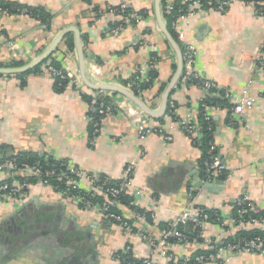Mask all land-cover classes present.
Segmentation results:
<instances>
[{
	"label": "crops",
	"instance_id": "1",
	"mask_svg": "<svg viewBox=\"0 0 264 264\" xmlns=\"http://www.w3.org/2000/svg\"><path fill=\"white\" fill-rule=\"evenodd\" d=\"M0 1L42 9L51 17L47 31L27 16L1 14L0 68L30 63L62 29L75 26L82 40L86 77L91 83L119 85L137 71L145 73L142 67L150 63L154 54L156 82L142 93L144 100L139 98L150 109L160 110L164 92L176 71V57L159 30L156 0ZM254 1L251 5L233 3L221 12L203 11L200 5L202 11L188 19L187 24L178 22L175 29L171 25L181 51L187 43L196 47L194 70L202 79L234 97L246 90L255 100L245 112V122L233 126L227 125L231 114L227 108H212L213 146L225 169L220 179L210 178L202 171L201 151L180 128L182 123L196 122L205 94L199 86H187L182 75L169 99L175 105V118L168 113V104L159 118L146 116L147 124L161 129L170 137L168 141L161 134L141 139L119 109L101 119L98 135L91 138L88 103L73 88L56 90L46 73L22 78L18 76L28 71L0 75V159L17 153L48 155L93 177H105L112 184L122 180L128 165H134L132 188L127 195L138 209L152 213L154 218L153 226L148 225L136 220L130 209L120 206L119 214L131 222L130 230L125 231L96 208L84 209L72 197L33 183L15 199L0 201V264H121L114 257L126 247L137 259L152 258L165 264L160 249L152 252L140 238L141 232L156 242L160 238L159 224H170L179 214L194 209L227 216L232 203L244 194L258 209H264V78L256 67L258 57L264 58V0ZM174 2L160 0L161 16L162 6ZM122 5L131 10L127 17L137 19L133 18L132 23V19L127 20L121 32L110 35L107 29L122 16L104 12L96 18L93 10ZM140 13L144 16L140 17ZM63 41L51 55L63 69L79 74L75 45L70 51ZM9 42L14 46H8ZM13 60L24 63L9 66ZM84 92L113 104L123 98L85 86ZM13 177L7 169L0 171V181ZM80 186L89 190L84 182ZM203 236L226 237L209 222ZM198 249L193 244L168 247L176 258L190 256ZM223 264H264V255L241 254Z\"/></svg>",
	"mask_w": 264,
	"mask_h": 264
},
{
	"label": "built area",
	"instance_id": "2",
	"mask_svg": "<svg viewBox=\"0 0 264 264\" xmlns=\"http://www.w3.org/2000/svg\"><path fill=\"white\" fill-rule=\"evenodd\" d=\"M215 1L217 4L216 8H210L208 10L213 11H224L226 7L233 3H242L251 5L253 1H246V0H212ZM185 3H188L187 10H179L178 16L175 19V22L172 24L173 29L176 28L178 22H184L187 24L188 19L193 17L195 14L202 11L199 9L200 2L198 0L188 1L184 0ZM124 9L122 5L120 7ZM107 12L115 14L113 10L106 8ZM173 9L171 4H167L165 7L166 13H170ZM206 11V10H203ZM5 14V13H1ZM6 15V14H5ZM130 17H123L120 21L117 22V25L112 26L107 29V33L110 35H115L121 32L125 26L127 25V20ZM134 19L137 17H133ZM8 46L12 47L14 44L12 42L8 43ZM197 57V49L196 47L191 44L187 43L183 50H182V58H183V81H190V80H198L200 82V88L204 92H209L210 90L217 89V85L202 79L194 70V63ZM154 66L151 64H147L142 67L145 70V73L141 72L140 77L144 79L146 77L147 72L152 69ZM256 67L258 72L264 78V58L259 56L256 61ZM143 70V71H144ZM147 70V71H146ZM45 73L49 77H61L67 80V87L73 88L79 94H86L84 92V86L76 72L71 70L63 69L56 70L50 66L46 68ZM143 73V75H142ZM120 86L124 87L127 90H131V84H119ZM225 99L232 101L231 111V119L233 124L234 123H244L245 122V112L250 109V107L255 103L254 98L248 95V92L245 90L236 97L229 92L224 91ZM91 104L88 105V112L92 113L89 114V121L90 125L93 127V134L98 135L100 121L103 117L110 115L113 113L109 107L103 109H95L94 106L96 105L97 97H92ZM114 106L118 110H120L130 121L133 123L134 127L136 128L139 137L142 139L151 134H161L164 135L161 129H156L150 127L147 122L148 118L144 115L140 110H138L130 101L125 98H121L119 100L114 101ZM200 107L203 109V116L204 120L209 121L212 117L213 109L206 106L205 104L200 102ZM168 108L170 112H174L175 105L172 101L168 102ZM195 122L193 123H182L180 128L184 131V133L190 137L192 140L195 139L198 135V127L194 126ZM166 141L170 140L169 136L164 135ZM214 146H211L213 150ZM203 167L206 170L207 175L210 178L220 179L225 171L221 161L217 157H211L208 161L203 162ZM9 170L15 176V165L11 161H3L0 162V171L2 170ZM65 170L68 171L69 174L73 175L74 177H66L65 185L66 189L64 191V195L72 197L78 204L84 208H96L98 212L101 213L106 219L109 221L120 225L125 231L130 230V226L128 222L124 220L122 215L115 214L110 211V207L112 205L125 206L132 211L135 219L148 225L153 226V215L149 213L148 217H146V213H139L135 211L133 208H136V205L133 200L129 201V203L121 205L119 200L117 199L121 196L124 192L127 194L128 190L132 188V176L134 172V165H128L123 173V178L120 181L117 187L112 188H104V185H97L95 183L94 177L74 168L71 164L65 165ZM54 171H47L48 175H53ZM20 173L25 176L29 177H38L40 174L39 169L35 167H25L20 170ZM84 182L89 186V190H86V197L81 196L79 190L81 189L80 183ZM37 183H40L44 186H49L47 180L39 179ZM22 185L18 181H14L13 184H2L0 185V201L15 199L19 196L22 192ZM100 195L102 197L101 204H94L91 200H89L88 196ZM238 208L237 215L233 216L232 211L233 209ZM231 212L227 216H222L218 219V227L220 228V232L224 238L222 239H207L203 236V229L208 222L207 216L205 211L208 209H194L190 212H183L178 215V217L171 222L170 224L166 225L163 228H159L157 225L158 230L160 231V238L158 241H153L150 237L143 231L139 234L140 238L147 242L152 249V252H156L157 249H160L162 257L166 260V263L171 261H176V257H174L169 251L168 247L172 246H187L189 244L197 245L200 247L201 250H209L212 247L216 246V251L214 254H210L208 257L199 256L196 258L198 264H207L209 262H217L219 264H223L225 261L230 260L232 257L241 255V254H250V255H264V245L261 238H254L252 240H244L241 239L239 241H234V243L228 242L226 243L225 240L227 237L234 236L237 232L242 231H249L258 229L264 232V213L259 217H248L244 218L247 213L257 214L258 211L264 209H258L256 205L248 198L247 195H242L237 198L232 205L230 206ZM148 214V213H147ZM190 223L192 225V231L199 232L201 241H198L197 238L190 240L189 234L184 232V226ZM130 251V247H126L124 250L125 253ZM224 256V257H222ZM188 257V256H187ZM187 257H182V260H186ZM115 260L119 261L117 257H114ZM142 264H158L150 259H142ZM131 264V263H127Z\"/></svg>",
	"mask_w": 264,
	"mask_h": 264
},
{
	"label": "trees",
	"instance_id": "3",
	"mask_svg": "<svg viewBox=\"0 0 264 264\" xmlns=\"http://www.w3.org/2000/svg\"><path fill=\"white\" fill-rule=\"evenodd\" d=\"M183 0H176V2H174L173 4H171V6L173 7V9L170 11V13H166L165 10V5L162 6V17L166 22V26L168 31L170 32V34L172 35V37L175 39V35L173 33V29L171 27V25L175 22V19L178 16L179 10H187V5L188 3L182 2ZM193 1V0H190ZM200 2L201 7L204 10H208L210 8H216L217 4L215 3V1L212 0H198ZM246 1H253L254 0H246ZM121 7V6H120ZM120 7H107L110 10H113L115 12V14L117 15H121L123 17H127L131 14V10L127 7H124V9H121ZM105 10H100L99 8H94V14L96 18H99L101 16V14H103L104 12H107ZM261 11V10H260ZM0 13H5L6 15L9 16H18V15H23V16H27L31 19H34L36 21H38L39 25L42 26L45 30H49L50 29V22H51V17L50 15H48L47 13H45L42 9H36V8H32V7H27V6H23L17 3H13V2H3L0 1ZM263 14H264V10H263ZM140 17H143L144 14L140 13L139 14ZM138 15V16H139ZM131 20L130 23L134 22L133 18H129V20ZM117 25V24H115ZM112 25V26H115ZM63 45L65 47H67L70 51L74 49V45H73V36L72 34H67L64 39H63ZM54 55L49 56L42 64H40L39 66L31 69L30 71H28L27 73L18 76L19 78H22L24 76H27L29 74H42L45 73L46 68L48 66L56 69V70H62L63 68L61 66V64L55 60V58L53 57ZM157 58L155 57L154 54L151 55V61L149 64L154 65L156 64ZM24 63V61L22 60H13L11 61L8 65L9 66H21ZM184 77V73H182V80ZM52 80L54 81V86L56 88V90L62 92L67 88V80L63 79L61 77H51ZM157 79V73L156 70L154 69V67L152 69H150L147 74L146 77L144 79H141L139 71H137L134 75H132L129 79L127 80H121L120 83L122 84H127L130 83L131 84V92L136 95L137 97H140L142 100H144V97L142 95V93H144L145 91L151 89L154 85V83L156 82ZM185 84L187 86H200V82L196 79L194 80H190V81H185ZM81 97L86 100V102L89 104H91V101L93 100L92 97H89L86 94H80ZM203 104H205L206 106L210 107V108H215V109H224L227 108L229 113L231 112L230 109L232 107V104L228 101V99H225L224 97V91L222 89H214V90H210L209 92H205L203 99L201 100ZM200 101V102H201ZM113 102L111 103V101L107 100V99H101V100H96V105L94 106L95 109H99V108H107L109 107L111 109L112 112L116 111L115 106L112 105ZM168 113L170 114V116H172V118H175L174 116V112H170V109L168 108ZM90 115H92V113H89ZM203 109L200 107L199 104V111H198V115H197V120L194 124L195 127H198V135L195 139H193V143L194 145L201 151V158H200V166L202 168V171L204 173H206L205 168L203 167V162L208 161L212 156L216 157V152H215V148L213 147V150L211 149V146H213V134H214V130H213V122H212V117L209 121L204 120V116H203ZM227 125L229 126H233V122L231 119V114L228 117L227 120ZM89 132H90V136L91 138L97 136L96 134H93V127L90 125L89 126ZM3 161H11L14 165H15V176L12 178L15 181H18L21 185H22V190L21 192H24V190L27 188V186H29L30 184L33 183H37L39 179H45L48 182V185L50 187H52L54 190H56L57 192L63 194L65 189H66V185H65V180L66 177H74L73 175L69 174L68 171L65 170V165L70 164L67 161H56L53 158L49 157L48 155H35V154H26V153H17L14 155H4L2 156V158L0 159V162ZM73 166V165H72ZM25 167H35L37 169H39L40 174L38 177H29V176H25L22 175L20 173V170L25 168ZM74 167V166H73ZM76 168V167H74ZM77 169V168H76ZM79 170V169H78ZM47 171H54L53 175H48ZM207 174V173H206ZM225 172H223L222 178L224 177ZM92 176V175H91ZM12 179L9 180H5V181H0V185L2 184H8L11 185L12 183ZM95 183L97 185H104V188H112V187H117L119 185L120 182H117L116 184H112L109 182V180L105 177H94ZM79 193L81 196L86 197V190L80 189ZM89 200H91L94 204H101L102 202V197H100V195H94V197L88 196ZM120 202L121 205L127 204L129 203V201H131L132 199L130 198L129 195H127L125 192L119 196L117 198ZM135 211L139 212V213H144V211L136 208H133ZM237 210L238 208L233 209L232 214L233 216L237 215ZM110 211L115 213V214H119V207L117 205H112L110 207ZM263 210H260L257 212V214H252V213H247L244 218H248L250 216L252 217H259L263 214ZM205 214L207 216V220L209 223L211 224H215L218 225V219H220L222 217V215H220L219 213L213 211V210H207L205 211ZM149 213H146V217H148ZM127 222V221H126ZM130 221H128L129 224ZM131 223V222H130ZM168 224H159V228H163ZM132 230L134 231L135 229L132 228ZM190 240L195 239L197 237L200 236L199 232H194L192 231L189 235ZM254 238H261L263 241V245H264V232L261 230H249V231H242V232H237L234 236H230L227 237L225 240L226 243L231 242L234 243V241H239L241 239L244 240H252ZM198 241H201L200 238H197ZM216 251V246L212 247L209 250H201L198 249L196 250L194 253H192L190 256H188L186 258V260H182V257H177L176 261H171L167 264H198L196 261V258L199 256H205L208 257L210 254H214ZM115 257H117L119 259V262L121 264H127V263H131V264H142L143 260L142 259H137L132 255L131 252V248L130 251H128V253H125L124 251H120L117 254H115Z\"/></svg>",
	"mask_w": 264,
	"mask_h": 264
},
{
	"label": "water",
	"instance_id": "4",
	"mask_svg": "<svg viewBox=\"0 0 264 264\" xmlns=\"http://www.w3.org/2000/svg\"><path fill=\"white\" fill-rule=\"evenodd\" d=\"M155 15H156V20H157L159 30L164 35L165 40L167 41V43L170 45V47L174 51L175 57H176V71L164 92V96L162 99V105L159 111H154L150 109L147 105L144 104V102L139 97L134 95L130 90H127L120 85L95 84V83H91L87 79L86 72H85V59H84L82 40L80 37L79 30L75 26H67L64 29H62L58 33V35L55 37V39L52 41L50 46L30 63L23 65L21 67H16V68H6V67L0 68V75L22 74V73L30 71L31 69L39 66L52 53L56 51L60 43L63 41L64 37L67 34L72 33L74 35V45H75L76 53L78 57V66H79L78 76L83 86H85L86 88L92 91H110L112 93L118 94L121 97L130 101L144 115L154 118V119L159 118L165 112L167 104L170 99L171 92L175 88L176 84L178 83L183 73V58H182V51L180 47L178 46V44L176 43V41L174 40V38L168 31L166 24L164 23L162 19L161 12H160V0L155 1ZM0 16H1V13H0ZM101 99H102L101 97L98 98V100H101ZM112 105L114 106V104ZM217 183H222V181L218 180ZM191 230H192V225L190 223L184 226L185 233L190 234Z\"/></svg>",
	"mask_w": 264,
	"mask_h": 264
}]
</instances>
